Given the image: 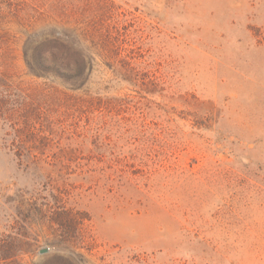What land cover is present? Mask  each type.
I'll return each instance as SVG.
<instances>
[{
    "label": "rangeland",
    "instance_id": "rangeland-1",
    "mask_svg": "<svg viewBox=\"0 0 264 264\" xmlns=\"http://www.w3.org/2000/svg\"><path fill=\"white\" fill-rule=\"evenodd\" d=\"M71 262L264 264V0H0V264Z\"/></svg>",
    "mask_w": 264,
    "mask_h": 264
},
{
    "label": "trees",
    "instance_id": "trees-1",
    "mask_svg": "<svg viewBox=\"0 0 264 264\" xmlns=\"http://www.w3.org/2000/svg\"><path fill=\"white\" fill-rule=\"evenodd\" d=\"M60 38L54 40H47L48 49L40 52L37 59L39 65H47L48 69L55 74L62 75L63 71H72L69 62L70 46L60 41ZM30 64V62H29ZM75 264V263H70Z\"/></svg>",
    "mask_w": 264,
    "mask_h": 264
},
{
    "label": "water",
    "instance_id": "water-1",
    "mask_svg": "<svg viewBox=\"0 0 264 264\" xmlns=\"http://www.w3.org/2000/svg\"><path fill=\"white\" fill-rule=\"evenodd\" d=\"M47 252V250H42V253H46Z\"/></svg>",
    "mask_w": 264,
    "mask_h": 264
}]
</instances>
